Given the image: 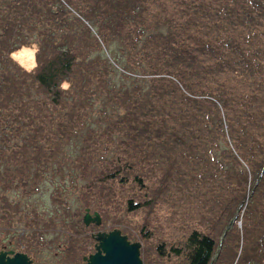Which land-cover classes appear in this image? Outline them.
<instances>
[{"label": "trees", "instance_id": "trees-1", "mask_svg": "<svg viewBox=\"0 0 264 264\" xmlns=\"http://www.w3.org/2000/svg\"><path fill=\"white\" fill-rule=\"evenodd\" d=\"M117 182L173 205L179 264H264V0H0V251L84 229L69 191Z\"/></svg>", "mask_w": 264, "mask_h": 264}, {"label": "rangeland", "instance_id": "rangeland-1", "mask_svg": "<svg viewBox=\"0 0 264 264\" xmlns=\"http://www.w3.org/2000/svg\"><path fill=\"white\" fill-rule=\"evenodd\" d=\"M34 55V50L26 49L21 50L14 58L21 65L31 69L35 66ZM44 184L40 196L37 197L40 201L39 206L52 209L53 205L49 197L59 183L48 179ZM147 184L145 183V185ZM85 186H83V189L78 188L76 190L77 198L71 190L69 191L70 204L75 202L73 208H82L81 219H83L86 210L91 215L98 213L101 218L100 226L90 224L86 227L84 225L85 228L83 229L74 228V225L71 224L69 225L71 227L68 228L71 232L70 236L59 233L54 235L53 233L52 237L41 246L36 247L32 244L33 250L26 254L32 264H73V253H71L70 248L78 245L85 246L87 253L84 257L80 255L76 259V264H84L83 259L95 252L96 242L93 237L97 233H109L116 229L121 231L130 243L140 244L142 264L181 263V255L175 254L171 250L182 248L183 234L186 236L188 232H186V229L184 231L183 224L178 223L179 215L176 214V209L168 200H159L156 207L150 209H143L141 206L139 209L130 212L127 210L125 202L131 199L133 205L136 206V204H141L144 200H147V195L152 197L148 187L146 189L136 186L123 187L117 182L113 185L116 195L107 203L105 201L101 202L94 195L95 193L89 192L84 188ZM0 239H4L5 242L9 240L14 244L16 242L15 238H4V235H1Z\"/></svg>", "mask_w": 264, "mask_h": 264}, {"label": "water", "instance_id": "water-1", "mask_svg": "<svg viewBox=\"0 0 264 264\" xmlns=\"http://www.w3.org/2000/svg\"><path fill=\"white\" fill-rule=\"evenodd\" d=\"M82 222L86 227L90 224L99 227L101 218L98 213L91 215L86 210ZM93 238L95 252L83 259L84 264H142L140 244L130 243L121 231L100 232ZM0 264H32V261L24 253L0 251Z\"/></svg>", "mask_w": 264, "mask_h": 264}]
</instances>
